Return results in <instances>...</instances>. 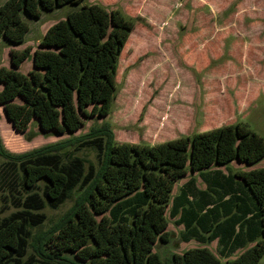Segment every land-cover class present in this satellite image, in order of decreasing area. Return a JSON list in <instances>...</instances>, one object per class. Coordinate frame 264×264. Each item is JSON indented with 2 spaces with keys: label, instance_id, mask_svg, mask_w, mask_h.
I'll list each match as a JSON object with an SVG mask.
<instances>
[{
  "label": "rangeland",
  "instance_id": "1",
  "mask_svg": "<svg viewBox=\"0 0 264 264\" xmlns=\"http://www.w3.org/2000/svg\"><path fill=\"white\" fill-rule=\"evenodd\" d=\"M104 124L118 143L157 145L232 124L264 139V0H0L5 148L22 154ZM75 155L97 164L94 150ZM262 168L264 159L189 172L168 206L170 241L154 252L168 264L205 247L226 264L264 239L249 240L255 202L235 178ZM7 191L0 173V219L16 211ZM74 203L38 211L41 232Z\"/></svg>",
  "mask_w": 264,
  "mask_h": 264
},
{
  "label": "trees",
  "instance_id": "2",
  "mask_svg": "<svg viewBox=\"0 0 264 264\" xmlns=\"http://www.w3.org/2000/svg\"><path fill=\"white\" fill-rule=\"evenodd\" d=\"M83 149L96 152L97 164L75 155ZM0 159L4 200L16 209L0 219V264H165L154 247L170 241L175 184L189 172L263 160L264 139L232 124L157 145L118 143L104 124L22 154L7 150L0 136ZM235 178L255 202L248 235L256 242L264 237V168ZM74 197L63 219L41 232L45 217L38 211ZM263 256L264 239L226 264H258ZM168 264L223 263L203 247L173 254Z\"/></svg>",
  "mask_w": 264,
  "mask_h": 264
},
{
  "label": "crops",
  "instance_id": "3",
  "mask_svg": "<svg viewBox=\"0 0 264 264\" xmlns=\"http://www.w3.org/2000/svg\"><path fill=\"white\" fill-rule=\"evenodd\" d=\"M246 90L249 91V92H248V93L245 92V94H249L250 96H249V95H247V96L251 98V97L254 95L253 93H251L252 90H251V89H249V90L246 89ZM240 94L243 95L242 93H240ZM257 94H258V93H257ZM235 110H236V109H235ZM235 110H234V111H235Z\"/></svg>",
  "mask_w": 264,
  "mask_h": 264
}]
</instances>
